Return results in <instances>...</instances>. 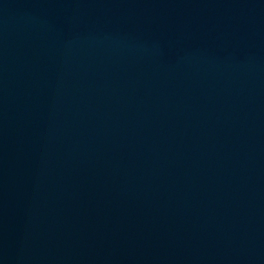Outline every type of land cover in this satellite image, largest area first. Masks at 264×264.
<instances>
[{
    "label": "water",
    "instance_id": "1",
    "mask_svg": "<svg viewBox=\"0 0 264 264\" xmlns=\"http://www.w3.org/2000/svg\"><path fill=\"white\" fill-rule=\"evenodd\" d=\"M0 264H264V0H0Z\"/></svg>",
    "mask_w": 264,
    "mask_h": 264
}]
</instances>
